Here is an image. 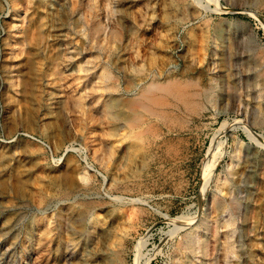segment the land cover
<instances>
[{
	"label": "rangeland",
	"instance_id": "374dc122",
	"mask_svg": "<svg viewBox=\"0 0 264 264\" xmlns=\"http://www.w3.org/2000/svg\"><path fill=\"white\" fill-rule=\"evenodd\" d=\"M23 1L24 40L14 50L0 0V264H78L85 231L115 264H176L175 257L179 264H264V0H124L129 24L151 6L138 36L125 32V84L154 73L188 93L158 121L136 107L141 121L132 131L101 119L104 93L95 106L79 99L78 65L105 61L88 46L80 15L106 35L110 7L96 11L102 0H77L61 26L73 45L65 55L57 22L63 0ZM50 57L59 69L48 72ZM84 137L112 148L110 164L102 168L86 153ZM81 211L86 219L76 224ZM198 227L191 255L182 239ZM98 258L86 261L103 264Z\"/></svg>",
	"mask_w": 264,
	"mask_h": 264
},
{
	"label": "bare ground",
	"instance_id": "6f19581e",
	"mask_svg": "<svg viewBox=\"0 0 264 264\" xmlns=\"http://www.w3.org/2000/svg\"><path fill=\"white\" fill-rule=\"evenodd\" d=\"M93 1L96 4L97 0H93ZM123 1L124 0H102L99 5L95 6L96 11L101 10L105 6L110 7V12L108 14V19L110 21V24H109L110 31L106 35L104 33L105 30L103 29L104 26L101 23L95 22L93 24V26H89L88 25V21H89L88 17L84 14L80 15V20L82 21L81 25L86 26L85 31L87 32V34L86 33L84 34V38H87L88 46L90 45V46L94 47L96 50L104 53L105 54V61L103 63H100V61L97 60V57H96V63L93 62L90 65H87V64H83V65L79 64L78 65V70L81 71V74H82L79 78L82 79V82H83L82 84H84V94H85L84 97H79V99H81V98L86 99L87 102H89L91 105L95 106V105H99L101 103V100L103 98L102 93H104V95H106L107 99H106L105 103H102V106H101V111H100L101 119L106 118L107 120H110L112 122L122 121L118 130H120V129L123 130L124 128H126L129 131H132L133 129H135L140 124V121H141V115L136 111L138 109V108L136 109V107H139L140 110L147 113L148 114L147 116L150 115L158 121V118H162L164 116V111H165L164 108L166 106L171 105V100H177V101L184 102L186 100V98L188 97V93H187V91H185V89L182 88V86H180L179 84H176L174 79H171V80L166 79L164 82H160L158 76L156 77L154 73L151 74L146 79L145 83L141 82L139 79V82H135V83L134 82L133 83L132 82H126V84H125V82L122 79V74H121L124 70L123 63L121 60V55H122L121 52L123 50L122 49L123 47L121 45L124 42L125 38H127L126 33L129 36L131 35L130 37L138 36L139 30L141 28V24H145V16L144 15H147L146 11L148 9H151V6H149L147 4L145 8L140 9L139 10L140 13L137 15L139 20H137V21L132 20L131 23L129 24L128 18L123 17V10H122ZM214 2H216V0ZM22 3H25V1H23V0H6V4L8 7V10H9L8 14L10 17V22H9L10 30H11L12 36L14 37L13 38L14 50L18 49L19 45L24 40L21 33L24 30L23 11L26 8L23 7L21 9ZM2 7L3 6H2V2H1L0 9H2ZM77 7H78L77 0H63V4L60 5V8H59L60 18H61L60 20L57 21L60 25L59 32H61V34H58L60 37L59 43L61 45L64 44V47H63L64 50L63 51H64L65 55L67 54V51H68L67 49H72L73 45H71V43L69 42V39L71 38L69 36V32H70L69 30L70 29H65V28L61 29V26H63L66 23L69 25V22L72 20V17L74 16ZM126 12L129 13V11H127V10H126ZM128 25L130 26L129 30H125L122 28V27H127ZM133 27L135 28V31L133 30ZM81 32H84V30L82 28L73 31L72 33H73V35H78ZM87 49H86V51H87ZM74 52L76 53L77 51L74 50ZM55 56H57V55H55ZM136 57H138V53H136ZM53 58L54 57H50L48 62L45 63L46 67L48 68L47 69L48 72L51 71V69H59L58 64L54 62L55 59H53ZM65 59H67V58H65ZM212 70L214 71V67ZM167 71L168 70H166V72ZM62 73H65V70L62 69L61 72L57 71L53 74L60 75ZM214 83H215V79L212 77L211 78V85H213ZM52 88L58 92L57 96L58 95H59V97L63 96V91H62V87L60 84H57L55 82V84H52ZM29 93L30 92L28 91V94ZM81 103L82 102H80L79 104H81ZM89 116H91V114ZM124 132H126V131H124ZM141 133H142V130H141ZM143 133H144V131H143ZM63 134H64V131H63ZM134 134H132V135H134ZM126 135L127 134H125L124 137H126ZM129 135H131V134H129ZM148 135H151V134H148ZM116 138H118V137H116ZM83 145H84L83 148L85 149L86 153L91 154L93 160L96 161L102 168L105 167L111 161L112 156L114 154L112 148H110V147L108 148L106 145L99 147V145H97L95 142L93 143V141H91V139L89 137H84ZM210 169H211V167L205 169L206 175L209 174ZM82 176H83V180L85 181L89 175H87L86 171H84V175H82ZM206 178H207V176H206ZM206 180H208V179H206ZM75 184H76V182H75ZM37 195H38V193H37ZM62 200H64V199H62ZM37 202H38V200H37ZM47 203H49V202H47ZM40 204H41V202H40ZM40 204H38V206H40ZM44 206H46V205H44ZM62 212H64V211H62ZM85 219H86V212L81 211L79 213V215L77 216V218H75V223L80 224V223L84 222ZM50 224L51 223L49 222L48 223V229L50 228ZM225 224H226L227 228H230L232 226V220L225 221ZM45 225H47V223ZM199 229H200V227H198L194 231H190V232L188 231L187 233H185L183 235V239H182V240H184L183 245H182L183 249L188 250V252L191 255L193 254V252H195V248H194L195 244L198 243L199 233L201 231ZM51 232H52V230L47 231L48 234ZM82 235L80 237L82 239V243H84L83 245L85 246V248L78 255L79 256L78 257V264H90L89 262L86 261L87 257L90 254L92 257H94V259H97L98 257H100V259L103 261V264H115L113 261H111L110 256L108 257V255L105 252H103L101 250L97 251V249L95 247V242H94L95 238L93 237L92 232L85 231L82 233ZM25 237L26 238H28V237H35L36 238V234H31L30 232H25ZM76 244H80V243L74 244V243H69V242H63L62 247L68 248L70 245L76 246ZM231 245L232 244H230V242L227 243V251L226 252H228V254L229 253L231 254L233 252V248L231 247ZM113 255H115V254L113 253ZM115 257H116V255H115ZM28 262L30 263V261H28ZM28 262H26V263H28ZM175 263L176 264L180 263V260L178 257H175ZM37 264H39L38 259H37ZM63 264H70V263L63 262Z\"/></svg>",
	"mask_w": 264,
	"mask_h": 264
}]
</instances>
